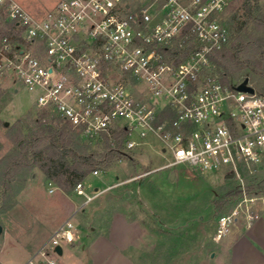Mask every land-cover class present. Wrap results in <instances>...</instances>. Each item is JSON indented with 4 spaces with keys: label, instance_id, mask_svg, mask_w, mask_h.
<instances>
[{
    "label": "built area",
    "instance_id": "obj_1",
    "mask_svg": "<svg viewBox=\"0 0 264 264\" xmlns=\"http://www.w3.org/2000/svg\"><path fill=\"white\" fill-rule=\"evenodd\" d=\"M232 1L60 0L35 14L0 0L23 39L0 34V74L88 139L122 130L129 151L157 141L170 159L152 171L232 174L245 198L219 218L220 240L242 203L259 198L247 197L245 172L264 162V94L230 86L215 60L230 40L220 15ZM175 47L189 52L171 55ZM75 189L84 194L82 182ZM76 230L66 219L26 264H56V247L64 252Z\"/></svg>",
    "mask_w": 264,
    "mask_h": 264
},
{
    "label": "rangeland",
    "instance_id": "obj_2",
    "mask_svg": "<svg viewBox=\"0 0 264 264\" xmlns=\"http://www.w3.org/2000/svg\"><path fill=\"white\" fill-rule=\"evenodd\" d=\"M16 1L32 13L43 14L60 0ZM234 15L237 18L228 28L227 47L248 34L245 26L251 33L254 29L255 36L264 34V24L255 21H264V0H233L220 20L227 25ZM241 22L247 24L239 31ZM241 54L260 60L247 73L249 84L264 94V51L247 53L244 49ZM217 66L225 76V68ZM35 97L13 75L0 74V158L13 146L5 127L42 112ZM159 147L152 141L129 151L124 144L128 158L121 157L108 170L89 173L82 180V195L46 181L39 168L5 195L0 193V264H26L71 216L76 239L71 245L64 244L62 255L53 254L56 264H232L230 257L241 227H251L264 217V162L252 173L245 172L247 197L259 198L249 202V208L243 202L244 211L231 222L227 234L215 240L219 218L234 210L245 196L222 212L215 201L224 191L239 188V180L227 179L223 171L202 173L187 166L152 171L170 159V153ZM132 159L147 170H136ZM89 196L93 198L86 202ZM249 213L259 217L250 219Z\"/></svg>",
    "mask_w": 264,
    "mask_h": 264
},
{
    "label": "trees",
    "instance_id": "obj_3",
    "mask_svg": "<svg viewBox=\"0 0 264 264\" xmlns=\"http://www.w3.org/2000/svg\"><path fill=\"white\" fill-rule=\"evenodd\" d=\"M248 9L251 12L250 4ZM236 18L234 15L226 21L228 28ZM259 19L256 18L255 21L261 26L264 21ZM245 24L247 23H240L239 31ZM245 28L248 33L246 36H241L240 41H235L231 47L225 46L215 56L219 67L225 68L224 81L230 86H236L245 78L249 79L247 71L254 70L260 63L256 58H245L241 54L242 51L244 49L247 53L254 49L257 52L264 51V34L255 36L254 29L251 33L248 27ZM0 34L9 36L15 43L23 40L18 23L10 19L3 8H0ZM188 52L187 48L180 47L170 50V54L175 56L186 55ZM5 128L9 130L8 135L13 146L0 158V193L3 195L16 186L20 179H27L34 168L42 171L46 181L53 182L63 191L71 192L89 173L108 170L121 157L128 158L123 150L125 133L122 130H114L111 134L104 133L96 140L88 139L67 121L46 108H42V112L29 116L26 120L19 119L15 124ZM133 162L136 170H147L139 166L137 160ZM242 194L241 185L239 188L226 190L222 197L215 201L216 207L222 212L226 210L228 204L234 206Z\"/></svg>",
    "mask_w": 264,
    "mask_h": 264
},
{
    "label": "crops",
    "instance_id": "obj_4",
    "mask_svg": "<svg viewBox=\"0 0 264 264\" xmlns=\"http://www.w3.org/2000/svg\"><path fill=\"white\" fill-rule=\"evenodd\" d=\"M225 174V176L229 175ZM82 184L85 187L83 182ZM256 228L261 230L259 234ZM240 230H242V233L240 231L237 233L233 247L234 251H232L230 257L232 264H264V217L254 221L251 227L245 225ZM224 241L227 243L228 238H225ZM255 260H257V263L254 262Z\"/></svg>",
    "mask_w": 264,
    "mask_h": 264
},
{
    "label": "water",
    "instance_id": "obj_5",
    "mask_svg": "<svg viewBox=\"0 0 264 264\" xmlns=\"http://www.w3.org/2000/svg\"><path fill=\"white\" fill-rule=\"evenodd\" d=\"M235 88L237 90H239V91H247V92H251V93L255 92V88L252 85L249 84V79L248 78H245L243 81H241L239 84H237L235 86ZM5 125H8V122L7 121L5 122ZM174 175H175V172H172L171 178H173ZM227 176H228V178H232L233 177L232 174H229ZM1 232H2V226L0 224V233ZM56 251H57V253L59 255H62L63 254V248L61 246H57L56 247Z\"/></svg>",
    "mask_w": 264,
    "mask_h": 264
}]
</instances>
